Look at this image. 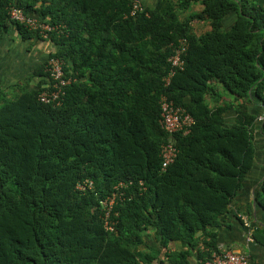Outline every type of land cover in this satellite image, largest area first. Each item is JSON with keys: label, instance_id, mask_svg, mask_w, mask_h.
Listing matches in <instances>:
<instances>
[{"label": "trees", "instance_id": "obj_1", "mask_svg": "<svg viewBox=\"0 0 264 264\" xmlns=\"http://www.w3.org/2000/svg\"><path fill=\"white\" fill-rule=\"evenodd\" d=\"M134 1L0 0V42L12 28L22 40L41 38L9 19L11 5L55 26L47 59L60 58L71 80L60 104L41 103L46 59L34 86L0 94V264H152L157 250L139 249L149 231L163 246L196 245L253 168L255 129L264 130V2ZM183 38L184 66L167 83V58ZM218 85L237 104L220 102ZM163 96L193 117L188 133L161 128ZM254 100L261 111L249 110ZM170 136L177 156L162 169ZM83 180L93 187L78 190ZM119 182L131 185L109 230L100 200ZM256 201L264 209V177Z\"/></svg>", "mask_w": 264, "mask_h": 264}, {"label": "crops", "instance_id": "obj_2", "mask_svg": "<svg viewBox=\"0 0 264 264\" xmlns=\"http://www.w3.org/2000/svg\"><path fill=\"white\" fill-rule=\"evenodd\" d=\"M259 1L264 2V0ZM198 8L199 6H194L193 9ZM234 18L235 15L231 14L223 21V26L230 27ZM193 27L197 31L207 29L198 24ZM53 49L54 44L48 39L33 37L22 40L13 28L9 30L0 42V94L10 99L28 80L29 85L34 86L41 79L38 75H34V71L45 62ZM218 92L222 96L220 102L233 101L237 104V101H234L220 85ZM207 102L212 105L209 95ZM248 108L252 112L262 110V106L255 100L248 103ZM234 120L233 109H228L224 114L225 125H232ZM255 144L259 154L254 160L253 168L243 180L240 190L226 212L219 216L218 223L207 227V235L202 231L196 232L195 238L198 239L196 245L189 246L187 243L175 240L163 246L161 238H158L153 231H149L144 236V244L140 245L139 249L145 251L150 247L158 252V257L152 264H201L216 249L240 251L248 255L251 264H264V209L256 201V193L264 177V157L261 155L264 150V130L260 131L257 127ZM210 233L214 234V239L210 238ZM211 241H214L215 250L204 244ZM180 253L186 255L180 256Z\"/></svg>", "mask_w": 264, "mask_h": 264}, {"label": "built area", "instance_id": "obj_3", "mask_svg": "<svg viewBox=\"0 0 264 264\" xmlns=\"http://www.w3.org/2000/svg\"><path fill=\"white\" fill-rule=\"evenodd\" d=\"M141 2L139 0L134 1V8L141 9ZM9 19L11 21L24 24L28 29L35 31L42 39H48L51 32L55 31L56 27L41 20L27 15L23 9L11 5L8 9ZM188 46L187 39L180 40L178 48L167 58L171 71L164 78L168 83L169 77L177 69H182L184 66L183 53ZM45 70L48 74V83L44 86V89L38 94V100L41 103L58 105L65 94V88L70 84L71 80L66 76L64 71L63 61L55 56L49 57L46 61ZM161 111L159 124L169 135L176 133L177 131H183L188 133L191 125L194 123L193 117L186 113L183 109L177 107L172 100L162 97ZM264 115L260 114L257 117V121H263ZM161 167L165 169L168 165L174 162L177 156V149L175 147L172 136L168 138V141L161 145L160 150ZM141 185L142 182L140 181ZM130 183L119 182L112 193L104 199L100 200V205L103 212V220L106 229L113 230V224L110 222V213L113 209V205L117 200L124 197V189L128 188ZM93 183L91 180L79 181L76 188L80 191H86L91 189ZM201 264H251L247 254L240 251H232L228 249H217L213 251L211 256L203 261Z\"/></svg>", "mask_w": 264, "mask_h": 264}, {"label": "rangeland", "instance_id": "obj_4", "mask_svg": "<svg viewBox=\"0 0 264 264\" xmlns=\"http://www.w3.org/2000/svg\"><path fill=\"white\" fill-rule=\"evenodd\" d=\"M196 6H199V4H197ZM186 14H187V13H185L184 16H185ZM184 16H181V18L184 17ZM193 25H195V24H193ZM199 27H200V26H199Z\"/></svg>", "mask_w": 264, "mask_h": 264}]
</instances>
